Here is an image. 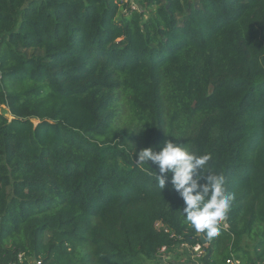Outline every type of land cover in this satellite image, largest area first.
<instances>
[{
  "label": "trees",
  "instance_id": "1",
  "mask_svg": "<svg viewBox=\"0 0 264 264\" xmlns=\"http://www.w3.org/2000/svg\"><path fill=\"white\" fill-rule=\"evenodd\" d=\"M0 109V264H264V0H0ZM166 140L224 175L219 236L135 162Z\"/></svg>",
  "mask_w": 264,
  "mask_h": 264
},
{
  "label": "clouds",
  "instance_id": "2",
  "mask_svg": "<svg viewBox=\"0 0 264 264\" xmlns=\"http://www.w3.org/2000/svg\"><path fill=\"white\" fill-rule=\"evenodd\" d=\"M211 159L209 153L197 154L186 144L172 140H166L163 146L144 148L135 155L138 165L151 162L156 166L158 171L151 170L158 188L164 190L166 184L171 185V190L183 201V222L205 238L220 235L221 225L235 200L226 187L224 175L209 163Z\"/></svg>",
  "mask_w": 264,
  "mask_h": 264
},
{
  "label": "built area",
  "instance_id": "3",
  "mask_svg": "<svg viewBox=\"0 0 264 264\" xmlns=\"http://www.w3.org/2000/svg\"><path fill=\"white\" fill-rule=\"evenodd\" d=\"M131 8L135 10V6L134 4H131ZM156 227H161V224L160 223H156L155 225ZM205 244L202 243V245L200 244H197L190 249V255H191V258L194 259V260H199L203 257L204 255V252H203V246ZM166 252V249L165 248H161V250L159 251V259H160V262L161 264H170L169 263V256L165 253ZM228 264H234V262H231V261H227ZM10 264H37V263H29V262H25L22 255H18L17 257V260L10 263Z\"/></svg>",
  "mask_w": 264,
  "mask_h": 264
},
{
  "label": "rangeland",
  "instance_id": "4",
  "mask_svg": "<svg viewBox=\"0 0 264 264\" xmlns=\"http://www.w3.org/2000/svg\"><path fill=\"white\" fill-rule=\"evenodd\" d=\"M3 111H4V109H0V112H3ZM119 125L122 126L121 122H119ZM127 131H132V128L127 129ZM132 132H134V134H137L138 130L137 131L133 130ZM47 239H48V235H46L45 240L47 241ZM245 242H246V244H251L247 240H245ZM172 262H173V264H199V263L196 262V260L192 259L190 256H183V257H181L180 259H177V260L176 259H172ZM34 263H36V262H34ZM147 264H154V263L151 262V263H147Z\"/></svg>",
  "mask_w": 264,
  "mask_h": 264
},
{
  "label": "water",
  "instance_id": "5",
  "mask_svg": "<svg viewBox=\"0 0 264 264\" xmlns=\"http://www.w3.org/2000/svg\"><path fill=\"white\" fill-rule=\"evenodd\" d=\"M202 243L205 244V240L201 237Z\"/></svg>",
  "mask_w": 264,
  "mask_h": 264
},
{
  "label": "crops",
  "instance_id": "6",
  "mask_svg": "<svg viewBox=\"0 0 264 264\" xmlns=\"http://www.w3.org/2000/svg\"><path fill=\"white\" fill-rule=\"evenodd\" d=\"M197 263H199L198 261H196Z\"/></svg>",
  "mask_w": 264,
  "mask_h": 264
}]
</instances>
